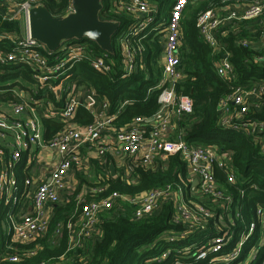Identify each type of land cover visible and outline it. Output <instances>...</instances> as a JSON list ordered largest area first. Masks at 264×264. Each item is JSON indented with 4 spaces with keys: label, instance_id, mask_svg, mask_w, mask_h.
<instances>
[{
    "label": "trees",
    "instance_id": "1",
    "mask_svg": "<svg viewBox=\"0 0 264 264\" xmlns=\"http://www.w3.org/2000/svg\"><path fill=\"white\" fill-rule=\"evenodd\" d=\"M30 1H34L31 4L33 6L43 4L52 16L62 17L70 11L73 0L0 1L1 53L12 52L15 48L14 36L18 38L23 34L21 18L8 21L4 18L5 14L15 5ZM123 1L130 0H102L101 20L120 23L119 31L112 39L113 53L106 54L94 43L81 41L90 47L93 57L76 64L64 79L66 87L75 83L79 90L84 87L87 93L94 92L97 102L108 103L109 114L116 117L112 126L115 130L127 128L137 118L151 120L160 111L164 35L162 29L155 28L168 20L175 2L146 0L155 9L154 21L142 34L134 37L129 31L138 21L118 11L117 6ZM256 1L261 0H191L181 22L179 52L184 79L177 84L176 92L193 101V111L174 121L173 137L176 141L180 137L190 149L215 148L220 155L226 156L227 167L215 171L219 191L225 202L196 195L192 183L188 182V164L179 154L165 160L160 157L152 167L134 164L128 159L125 168L130 172L129 178L119 175L117 168L115 177H112L110 164L115 161L105 156L91 163L95 177L101 181V186L94 188H101L103 192L97 196L89 195L83 204L79 203L76 197L87 184L83 182L77 192L65 196L62 203L53 207L49 230L35 243L25 245L12 242L7 220L13 211L10 206H0V264H12L6 260L9 254L21 257L22 261L18 264L57 262L62 256L73 258V254L77 256L76 264H214V261L237 250L252 224L255 229L243 242L241 260L237 264H264V225L262 218L258 217L260 210L264 212V132L258 135V141L256 137L232 125L224 127L221 112L222 103L231 105L230 99L236 91L251 92L257 83L264 81V42L260 23L250 21L228 24L222 29L219 50L208 46L197 28L198 16L203 12H223L224 9H235L236 6ZM122 42H128L131 50L138 43L141 46L140 60L136 61L137 66L131 75L123 72ZM226 55L232 72L228 76H220L218 68ZM96 57L107 62L109 72L93 70L91 63ZM33 75V70L28 66L0 64V106L20 104L23 101L20 95L22 92L31 94L36 101H43L44 106H59L61 103L57 104L55 93L47 86H37ZM54 85H59V82ZM255 102L250 113L244 116L243 124H264V94ZM39 115L45 128L44 138L49 141L62 129V124L46 117L44 109H40ZM93 121L89 112L81 107L76 123L87 126ZM238 121L237 118L233 119L234 124ZM4 149L8 154L7 148ZM26 164L27 158L24 157L16 171L20 187L29 178ZM228 174L235 176L234 183L228 181ZM183 183L187 185L184 191L186 204L190 208L206 207L213 214L204 232L194 233L187 239L170 242L165 239L171 232L187 231L185 226L174 222L172 200H164L155 214L139 220L135 218V206L122 201L123 198H138L150 191L167 188L178 195ZM114 194L121 197L116 200L117 208L121 209L116 208L100 215V237L88 243L84 249L69 253L71 234L67 226L76 223L84 205ZM226 199H230L231 204ZM27 209L28 203L25 211ZM218 237L226 239L222 252L218 256L209 254L206 260L198 261L196 253Z\"/></svg>",
    "mask_w": 264,
    "mask_h": 264
},
{
    "label": "built area",
    "instance_id": "2",
    "mask_svg": "<svg viewBox=\"0 0 264 264\" xmlns=\"http://www.w3.org/2000/svg\"><path fill=\"white\" fill-rule=\"evenodd\" d=\"M0 1L12 2V0ZM190 1L175 0L168 20L155 28L156 30L162 29L164 35L160 111L151 120L137 118L127 128L116 130L112 128L116 117L109 114L108 103L96 101L94 92L82 96L81 90L75 83L69 87L64 85L65 76L76 64L93 57L87 44L70 42L57 52L51 53L28 37L26 23V36L24 38L14 36L13 51L0 52V64L14 63L28 66L33 70V80L37 86L41 88L47 86L52 92L61 91L60 94L66 97L59 106L49 104L47 107L44 106L43 101H36L32 97L23 99L20 104L0 106V206H10L13 211L7 220L8 234L13 243L29 245L46 235L53 207L68 191L70 175L73 172L83 171L86 166L81 152L84 148L95 147L97 157L100 159L113 152H118L121 157L129 159L131 163L141 164L144 167H152L157 158L161 157L165 160L179 154L188 164L190 174L188 182L192 183L196 195L225 202L219 191L215 171L224 170L227 167L226 156L220 155L215 148L190 149L180 137L178 141L172 140L174 121L181 115L192 114L193 111V101L187 96H179L176 92L177 84L184 79L179 52L182 38L181 22ZM32 2L34 1L15 5L9 9L5 14V20L19 19L22 12L26 18L28 9L33 6ZM117 8L119 12L137 19L138 23L129 31L134 37L142 34L154 21L155 9L146 0L123 1L118 4ZM12 11H15L14 15L10 14ZM223 12L210 10L198 16L197 28L208 46L219 50L222 29L233 22L259 21L262 42H264V0L236 6L235 9L233 7L224 9ZM243 45L247 46V43ZM122 50L123 72L131 75L137 66L136 61L141 54V46L138 43V46L131 50L128 42H122ZM54 54L57 56H53ZM91 66L95 71H110V66L101 57L94 58ZM231 72L232 66L226 55L218 68V75L228 76ZM56 82H59V85L55 86ZM263 94L264 81L257 83L251 92L236 91L230 99L231 105L227 102L222 103V126L232 125L256 137L259 141L258 135L264 132V124L256 122L243 124V119L256 105L255 101L260 100ZM81 107H84L93 117L92 124L79 126L76 123ZM40 109H44L46 117L62 124V129L49 141L44 138L45 128L39 115ZM236 118L239 121L234 124L233 119ZM109 134H112L111 138H108ZM4 148H7L8 154ZM46 148L55 152L59 158L57 166L51 171L50 182H43L34 188L33 181L27 178L24 185L20 187L16 171L21 166L22 160L24 157L27 158L25 165L27 170L36 163L39 152ZM195 181L198 182L197 185H194ZM228 181L234 183L235 176L228 174ZM185 185L183 183L179 188L178 195L173 194L167 188L150 191L138 198H123L122 201L135 206V218L139 220L155 214L164 200H172L175 209L174 222L185 226L187 231L171 232L165 236V239L168 242L187 239L194 233L204 232L213 214L206 207L190 208L186 204L184 201ZM83 187L76 197L79 203L85 202V198H89V195L97 196L103 192L101 188ZM120 198L114 194L102 200H92L83 206L77 222L67 226L71 234L69 253L84 249L88 243L100 237L101 233L98 229L100 215L116 209V200ZM26 200H28L27 203L31 201V207H28L27 211H25L26 204L23 203ZM226 201L231 204L230 199ZM263 215L264 212L260 210L258 217L262 218L264 225ZM75 229H79V232L77 233ZM254 229L255 225L252 224L248 235L241 240L237 250L227 257L214 261V264H237L241 260L243 242L251 236ZM57 234L59 235L60 232ZM224 242L226 239L222 237L212 240L196 253L197 260L204 261L209 254L218 256L224 248ZM7 257L6 260L12 264L22 261L17 255L9 254ZM76 257L74 254L73 258L62 256L57 262L41 264H76Z\"/></svg>",
    "mask_w": 264,
    "mask_h": 264
},
{
    "label": "water",
    "instance_id": "3",
    "mask_svg": "<svg viewBox=\"0 0 264 264\" xmlns=\"http://www.w3.org/2000/svg\"><path fill=\"white\" fill-rule=\"evenodd\" d=\"M102 0H73L71 10L62 17H54L43 4L31 6L27 11V33L51 53L70 42L89 41L106 54H112V39L120 23L101 20ZM59 96L61 91L54 92ZM110 174L115 177V166L110 164ZM50 182V181H49ZM198 182L195 181L194 185Z\"/></svg>",
    "mask_w": 264,
    "mask_h": 264
},
{
    "label": "crops",
    "instance_id": "4",
    "mask_svg": "<svg viewBox=\"0 0 264 264\" xmlns=\"http://www.w3.org/2000/svg\"><path fill=\"white\" fill-rule=\"evenodd\" d=\"M163 39H164V36H163ZM163 64V62H162ZM81 90V95L82 96H85L87 94V90L84 88V87H81L80 88ZM23 94V95H22ZM21 97H22V100L23 99H27L29 97H31L29 94H24L23 92L20 93ZM56 96V102L57 104H60L59 102H61L63 99H65V95H55ZM83 98V97H82ZM174 127V126H173ZM111 135L112 134H109L108 135V138H111ZM44 152L43 154V161H40V163H34L30 168H28L27 172H28V175H29V178L33 181V186L34 188L43 183V182H49L50 180V175H51V171L53 170V168H55L59 162V158L57 157V154L53 151H50L48 150L47 148L46 149H43L42 150ZM82 152V155L84 156V159H85V164L86 166H91V163L93 161H98V160H101L100 158L97 157V154L95 152V147L94 148H84L81 150ZM108 157L112 158L115 163L116 161L119 159V158H122L118 152L116 153H111L109 155H107ZM78 173V172H77ZM76 172H73L69 179H68V191L67 193L69 195L73 194L74 192H76L77 190V186H78V183H77V180H76V175H77ZM84 188V187H83ZM82 188V189H83ZM82 191V190H81ZM72 192V193H71ZM28 200L26 201H23V203H27ZM28 207L30 208L31 207V201L29 200L28 202Z\"/></svg>",
    "mask_w": 264,
    "mask_h": 264
},
{
    "label": "rangeland",
    "instance_id": "5",
    "mask_svg": "<svg viewBox=\"0 0 264 264\" xmlns=\"http://www.w3.org/2000/svg\"><path fill=\"white\" fill-rule=\"evenodd\" d=\"M10 14L14 15L15 14V11H12ZM24 16L25 15H23V12H22V15H20L18 17V18L21 17V24H23V34L21 36L23 38L26 36V18H24ZM174 139H175V137L172 136V140L173 141H176ZM43 154H44L43 151L39 152L38 158H37V161H36L37 164L40 163V161H43ZM156 160H158V158ZM127 162H128V159L122 157V158H119L116 161V164L114 163L115 164L114 165L115 166V172H116V168H117V173L119 175H124L125 178H129V176H130V172H128L127 169L125 168V166L127 167ZM78 172L79 173L76 175V180H77V183H78V186H77L78 189H79V185H82L83 182H86L87 183L85 186H87L88 188L101 186V181L95 177L94 170L92 169V166H90V167L89 166H85V168H84L83 171H78ZM80 176H82L84 180ZM184 189H186V185H185ZM68 195L69 194L66 193L61 198V200H60V202L58 204L62 203L63 198L65 196H68ZM75 230H76L77 233L79 232V229H75ZM253 255L255 256V254H253Z\"/></svg>",
    "mask_w": 264,
    "mask_h": 264
},
{
    "label": "bare ground",
    "instance_id": "6",
    "mask_svg": "<svg viewBox=\"0 0 264 264\" xmlns=\"http://www.w3.org/2000/svg\"><path fill=\"white\" fill-rule=\"evenodd\" d=\"M150 27V26H149Z\"/></svg>",
    "mask_w": 264,
    "mask_h": 264
}]
</instances>
